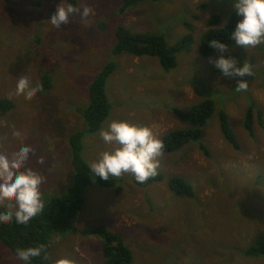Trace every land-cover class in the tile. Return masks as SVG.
<instances>
[{"label": "rangeland", "instance_id": "1", "mask_svg": "<svg viewBox=\"0 0 264 264\" xmlns=\"http://www.w3.org/2000/svg\"><path fill=\"white\" fill-rule=\"evenodd\" d=\"M75 1L91 13L74 14L68 24L56 28L50 15L61 0H0V97L16 103L0 112V151L10 153L22 143L34 148L28 166L44 177L46 202L72 183L68 135L86 130L82 109L89 104L90 84L107 64L117 65L104 85L111 110L98 130L82 137L87 163L113 148L99 135L111 120L147 126L160 138L169 130L189 127L174 108L188 109L210 97L216 109L202 127L199 142L157 158L162 180L142 186L125 173L117 177L121 190L116 192L91 177L72 224L79 230L104 225L119 233L132 252L130 264H264V253L246 255L264 236V127L256 114L254 136L244 126L250 105L263 112L264 120V44L231 46L225 53L250 64L251 74L243 77L246 91L235 87L240 78L223 77L209 63L217 52L208 57L198 52L208 17L219 13L222 26L235 12L233 0L144 1L127 11L120 10L121 0ZM120 24L137 33H163L169 45L190 32L193 43L166 71L153 56L113 54ZM43 72L50 75L48 91L32 97L17 93L21 76L39 84ZM220 109L228 114L238 148L221 134ZM170 175L187 180L194 195L174 194L166 184ZM53 238L52 264L64 258L72 264H104L99 235L56 231ZM0 264L23 262L0 243Z\"/></svg>", "mask_w": 264, "mask_h": 264}, {"label": "trees", "instance_id": "2", "mask_svg": "<svg viewBox=\"0 0 264 264\" xmlns=\"http://www.w3.org/2000/svg\"><path fill=\"white\" fill-rule=\"evenodd\" d=\"M144 1L157 0H121L120 10L127 11L130 8ZM76 6L75 0H69ZM238 17L235 12L230 13L226 23L219 26L220 14L213 13L206 20L207 28L200 35L198 43V52L204 57L212 55L215 51L208 47V42L212 39H218L226 44L235 46L231 39V31L234 30ZM190 29V28H189ZM116 41L112 52L115 55L130 53L134 56H153L159 60L161 67L169 71L177 65V54L182 51H188L193 43L192 34L186 33L179 37L173 44L169 45L163 33H137L129 27L120 24L116 27ZM117 65L109 63L96 75L89 88V104L84 107L83 117L86 121V130H76L68 135L67 143L70 149V165L73 169V178L71 185L61 195H55L45 202L44 211L34 217L28 224H18L14 220L11 222L0 221V243L3 244L20 262L16 255L18 249L44 246L39 257L31 259L30 264H52L51 247L53 243V234L58 231L61 233L81 232L83 234H97L101 238V251L104 257V264H130L132 261V252L127 247L122 236L109 230L104 225L86 226L76 228L73 224V218L81 211L84 203V190L91 184V171L89 163L82 155L83 145L82 137L85 132H95L103 121L107 118L111 110V104L108 102L105 94V81L108 76L116 69ZM40 85L43 90L38 92L42 94L51 88V79L48 72L40 74ZM15 101L7 96L0 97V112H6L15 106ZM216 109V102L208 97L192 105L188 109L174 108L176 115L189 124L187 128H175L165 132L160 139L163 141L164 152H173L181 148L184 144L195 141L199 142L202 127L213 116ZM261 127H264L263 112L250 105L246 110L244 126L250 136H254L253 117ZM218 121L223 138L234 148H238L236 136L229 126L228 114L220 109ZM199 148L207 155V148L199 144ZM163 179L162 173H158L144 183H138L145 186L155 181ZM119 179L110 176L108 180L96 178V184L101 187L114 188L116 192L121 190L118 185ZM167 187L179 196L192 197L194 191L192 185L180 175H170L166 180ZM264 253V236L257 240L254 247L246 251L248 256H259Z\"/></svg>", "mask_w": 264, "mask_h": 264}, {"label": "clouds", "instance_id": "3", "mask_svg": "<svg viewBox=\"0 0 264 264\" xmlns=\"http://www.w3.org/2000/svg\"><path fill=\"white\" fill-rule=\"evenodd\" d=\"M238 17L231 39L235 46L241 48L255 47L264 44V0H233L232 5ZM89 7H77L69 0H61L55 11L50 15L53 27L59 28L68 24L72 15L79 13L87 17L91 13ZM208 47L218 55L209 57V63L219 70L226 78L237 79L236 89L247 90V82L243 77L251 74L248 63L238 62L230 55L229 45L212 39ZM43 90V86L33 83L26 76H21L16 83V91L26 97H32ZM99 135L106 144L113 145L111 150L102 152L99 157L89 162L92 178L108 180L110 176L119 177L128 173L138 183H144L157 175L159 160L165 145L154 135L151 128L140 126L127 120H111L107 127L101 128ZM34 148L22 143L12 152L0 151V221H15L28 224L40 215L45 208L42 199L41 185L44 177L34 168L28 166L30 154ZM43 163V157L38 159ZM44 250L43 245L18 249L16 255L23 264H30L34 257H39ZM57 264H72L64 258Z\"/></svg>", "mask_w": 264, "mask_h": 264}]
</instances>
